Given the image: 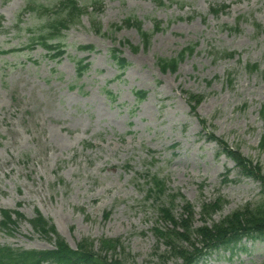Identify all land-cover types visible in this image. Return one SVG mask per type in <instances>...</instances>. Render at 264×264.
I'll use <instances>...</instances> for the list:
<instances>
[{
	"label": "rangeland",
	"instance_id": "374dc122",
	"mask_svg": "<svg viewBox=\"0 0 264 264\" xmlns=\"http://www.w3.org/2000/svg\"><path fill=\"white\" fill-rule=\"evenodd\" d=\"M25 1L0 0V51H8L0 55V212L26 220L1 230L0 245L54 249L27 222L40 212L72 249L88 240L99 253L102 240H116V250L103 256L122 264H183L162 237L185 234L182 218L194 246L174 245L192 252L204 247L198 228L264 202L260 181L244 177L222 144L264 175V0H164L163 7L153 0H79L96 6L62 33L66 54L57 62L40 46L26 49L46 17H24L18 27ZM223 4L230 5L226 13L210 14ZM130 16L146 32L158 21L163 30L144 46L135 28L115 31ZM88 45L94 49H80ZM189 45L194 53L176 73L160 71L159 58ZM113 49L128 61L123 71ZM81 59L89 67L77 80ZM136 91L146 92L145 100ZM189 95L198 97L189 104ZM153 177L166 185L159 199L148 193ZM218 198L219 211L205 215L204 205ZM204 254L198 264H264V238Z\"/></svg>",
	"mask_w": 264,
	"mask_h": 264
},
{
	"label": "trees",
	"instance_id": "16d2710c",
	"mask_svg": "<svg viewBox=\"0 0 264 264\" xmlns=\"http://www.w3.org/2000/svg\"><path fill=\"white\" fill-rule=\"evenodd\" d=\"M160 6L164 3L162 0L156 1ZM96 4V3H95ZM33 5H37L35 0H31V3L27 5L20 13L24 15L31 11H36ZM96 6V5H94ZM184 7V5H183ZM39 9L44 12L50 10V6L38 5ZM228 7L226 5H218L210 8V12L218 17L220 13H223ZM88 10V5L84 7L80 6L78 0H61L57 3L56 11L58 12L55 16H51L49 19L47 27L44 32L41 33L37 40L42 44L45 49L51 51L54 46L47 43L48 40L58 37L61 32L67 29L71 24L80 23L81 16ZM160 21L155 22L154 30L146 32L143 28V24L140 20L135 17H128L123 20L121 25L115 26V31H120L123 28H135L139 33L142 43L144 46H148L152 35L163 30ZM95 32L102 35L101 25L98 23H93ZM58 47V52L55 58L63 55L61 46ZM129 47L133 51H138V46L135 47L129 44ZM81 49H92V47H83ZM195 45H189L182 49L177 56L172 58H159L157 60V65L159 69L163 72L176 73L179 64L185 59V57L190 56L194 53ZM112 59L118 64L120 70H124L128 65L125 58L121 56V52L118 49H113L111 52ZM229 56H233L227 54ZM87 69L86 64L78 62L76 66L77 75L81 77ZM136 96L140 101L145 100L146 92L136 91ZM113 96V95H112ZM198 96L189 95L188 102L194 101ZM192 111L194 108L191 107ZM262 119L264 120V109L261 112ZM264 122V121H263ZM202 127L204 126L202 120H200ZM211 139L216 140L215 136H211ZM223 144L224 154L233 160L237 167L240 169L241 174L244 177H252L260 181L262 186L261 195L264 201V175L261 173V168L253 166L252 162L241 157L237 151H232L229 149L225 143ZM149 189L148 193L157 199L163 196L166 192V185L163 181L158 178H152L148 183ZM221 208V200L218 198L216 201L204 205L203 212L205 215H211L219 211ZM185 210L191 212L189 208L185 207ZM164 219L173 220L170 211L162 208ZM186 212V216L191 213ZM107 218V215H106ZM26 221L24 216L20 212H12L10 210H3L1 212L0 220V230L9 232L17 228L20 222ZM34 232L40 234L49 240L55 242V248L47 251H36V250H22L14 249L12 247L1 246L0 245V264H122L117 259L109 258L108 256H103L102 252H109L111 250H116L118 242L116 240H102L100 242L99 253L94 252V246L92 242L86 240L77 245L76 249H72L67 242L60 236L55 226L48 221L40 212L36 214L33 219L28 220ZM176 224L175 221H173ZM181 229L185 231V234L179 231H173L171 234H164L162 237L168 241L169 246L172 248L174 254L184 261L183 264H198L201 257H203L204 251H212L218 248H228L231 244H237L243 239H263L264 238V202L255 209L246 208L243 211H238L232 216L227 217L225 220L213 224L211 228L203 226L197 229L196 234L201 239L203 248L198 250L194 248V251L189 252L187 250L178 249L174 243L175 242H189L190 246H194L190 242V238L186 233L190 232L189 221L183 219L180 222Z\"/></svg>",
	"mask_w": 264,
	"mask_h": 264
}]
</instances>
